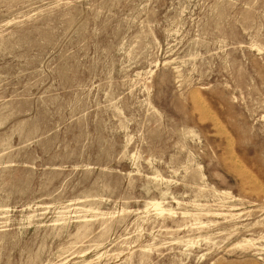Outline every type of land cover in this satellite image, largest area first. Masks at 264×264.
<instances>
[{
  "label": "rangeland",
  "instance_id": "374dc122",
  "mask_svg": "<svg viewBox=\"0 0 264 264\" xmlns=\"http://www.w3.org/2000/svg\"><path fill=\"white\" fill-rule=\"evenodd\" d=\"M0 264H264V0H0Z\"/></svg>",
  "mask_w": 264,
  "mask_h": 264
},
{
  "label": "bare ground",
  "instance_id": "6f19581e",
  "mask_svg": "<svg viewBox=\"0 0 264 264\" xmlns=\"http://www.w3.org/2000/svg\"><path fill=\"white\" fill-rule=\"evenodd\" d=\"M217 127H218V126H217ZM156 206H158V204H157Z\"/></svg>",
  "mask_w": 264,
  "mask_h": 264
}]
</instances>
